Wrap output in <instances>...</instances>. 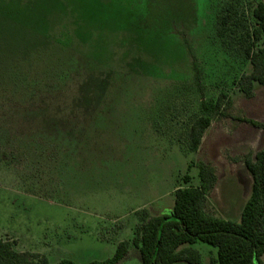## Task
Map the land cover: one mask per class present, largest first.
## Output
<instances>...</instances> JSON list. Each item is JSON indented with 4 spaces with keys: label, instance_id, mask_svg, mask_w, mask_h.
<instances>
[{
    "label": "rangeland",
    "instance_id": "374dc122",
    "mask_svg": "<svg viewBox=\"0 0 264 264\" xmlns=\"http://www.w3.org/2000/svg\"><path fill=\"white\" fill-rule=\"evenodd\" d=\"M224 1L0 0V238L50 264L105 260L135 237L137 210L171 209L184 175L199 184V162L216 172L205 212L239 221L243 160L263 146L241 119L264 122V85L237 91L251 65L215 35ZM220 95L189 151L193 117ZM119 264H142L132 244Z\"/></svg>",
    "mask_w": 264,
    "mask_h": 264
},
{
    "label": "trees",
    "instance_id": "16d2710c",
    "mask_svg": "<svg viewBox=\"0 0 264 264\" xmlns=\"http://www.w3.org/2000/svg\"><path fill=\"white\" fill-rule=\"evenodd\" d=\"M244 0H225L215 20V35L221 47L230 55L247 60L251 72L235 83L237 91L252 96L254 85H264V0H260L247 14ZM253 21H252V20ZM192 67L199 72L194 55L189 51ZM220 95L214 103H202L201 113L193 117L188 134L187 149L198 150L211 116L222 106ZM262 130L263 146L253 158L244 157L249 172L251 192L244 203L239 221L233 222L205 212L207 193L216 183V172L210 164L197 163L199 184L190 185L191 177H182L183 185L173 192L171 213L151 216L145 210L138 217L135 237L117 244L112 257L93 260L88 264H119L132 244L139 252L142 264H202L200 252L193 246L203 243L216 250L212 264H262L264 255V122L241 119ZM13 242L0 238V264H50L45 255L18 252ZM57 264H75L62 259Z\"/></svg>",
    "mask_w": 264,
    "mask_h": 264
},
{
    "label": "crops",
    "instance_id": "0c3cea01",
    "mask_svg": "<svg viewBox=\"0 0 264 264\" xmlns=\"http://www.w3.org/2000/svg\"><path fill=\"white\" fill-rule=\"evenodd\" d=\"M195 186H197V185H195ZM176 187L177 186H175L174 188H173V191H172V195H173V192H174V190L176 189ZM146 204H142L141 206H140V208H143L144 206H145ZM173 207V206H172ZM146 210V209H145ZM138 211V210H137ZM147 211V210H146ZM171 211H172V208L171 209H169V210H166V211H163V212H160L159 214H152V213H149V215H151V216H159V215H164V214H170L171 213ZM148 212V211H147ZM196 245V244H195ZM193 246L195 249H197L199 252H200V250L196 247V246Z\"/></svg>",
    "mask_w": 264,
    "mask_h": 264
}]
</instances>
